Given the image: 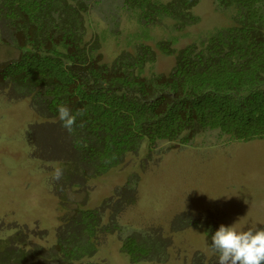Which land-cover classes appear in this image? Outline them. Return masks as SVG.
I'll use <instances>...</instances> for the list:
<instances>
[{"label":"trees","instance_id":"obj_1","mask_svg":"<svg viewBox=\"0 0 264 264\" xmlns=\"http://www.w3.org/2000/svg\"><path fill=\"white\" fill-rule=\"evenodd\" d=\"M104 1L0 0V44L17 52L0 61V90L28 98L41 126L54 130L59 143L51 147L58 153L52 160L62 169L50 180L61 209L55 240L37 224L12 225L13 233L0 235V264H104L94 260L102 239L123 232L120 216L138 200L146 160L160 153L161 143L190 145L204 132L229 141L264 138V0H214L230 14L228 26L179 49L175 35L158 40L162 52L176 56L168 72L154 70L155 50L141 36L166 19L175 30L198 22L193 8L200 0H111L109 28L90 36L88 16ZM122 13L143 32L130 38L131 49L107 61L102 42L118 32ZM61 104L82 112L71 133L58 119ZM132 161L138 169L100 205H71L68 188L85 187ZM188 227L203 229L211 249L219 227L214 216L182 212L173 218L172 232ZM171 248L172 237L161 227L121 237L131 262H165ZM190 263L218 264V253L196 251Z\"/></svg>","mask_w":264,"mask_h":264},{"label":"rangeland","instance_id":"obj_2","mask_svg":"<svg viewBox=\"0 0 264 264\" xmlns=\"http://www.w3.org/2000/svg\"><path fill=\"white\" fill-rule=\"evenodd\" d=\"M111 4V0H106L91 10L88 35L109 28L115 14ZM193 12L199 21L183 30H175L170 19L147 27L141 38L155 50L154 70L168 72L176 61L175 54H166L156 46L158 40L175 35L173 47L179 49L231 23L230 14L218 10L214 0H200ZM117 22L118 32L109 34L102 42L101 50L107 61L122 49H131L130 38L143 32L141 25L127 13H122ZM16 55V50L0 44V61ZM40 123L28 98L14 99L7 90H0V235L13 233L15 224L28 227L37 224L53 242L61 209L50 187L57 168L52 158L58 154L51 147L59 141L52 128ZM160 147L159 154L146 160L138 200L120 216L123 232L105 234L94 260L104 264H191L196 251L210 256V238L203 229L171 231L173 218L182 212L211 214L219 226L237 222L238 229L264 224V138L229 141L204 132L190 145L166 142ZM145 156L143 144L139 158ZM138 164L132 161L112 168L80 189L68 188L71 205L84 201L89 207L100 205L138 169ZM147 227H161L172 237L167 261L131 262L121 251V237Z\"/></svg>","mask_w":264,"mask_h":264},{"label":"clouds","instance_id":"obj_3","mask_svg":"<svg viewBox=\"0 0 264 264\" xmlns=\"http://www.w3.org/2000/svg\"><path fill=\"white\" fill-rule=\"evenodd\" d=\"M57 113L62 127L69 133L74 130L77 117L82 115L80 110L73 113L64 104L58 106ZM54 172V178L62 175L59 167ZM236 223L229 226L221 224L211 236V249L218 253V264H264V227L238 229Z\"/></svg>","mask_w":264,"mask_h":264}]
</instances>
